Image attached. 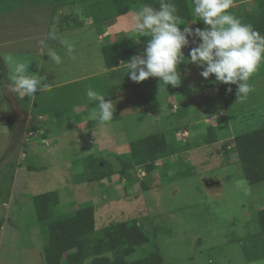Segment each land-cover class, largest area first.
<instances>
[{
    "label": "rangeland",
    "instance_id": "374dc122",
    "mask_svg": "<svg viewBox=\"0 0 264 264\" xmlns=\"http://www.w3.org/2000/svg\"><path fill=\"white\" fill-rule=\"evenodd\" d=\"M72 1L83 12L82 1ZM68 3L69 0H0V264H45L46 223H37L31 198L53 192L60 200L54 208L58 216L53 220L72 216L83 206H94L97 229L90 238L100 237L104 233L102 227L112 223L136 221L150 243L136 248L129 261L159 256L163 264H264V234L256 225V213L264 209V183L251 186L245 180L232 145L236 135L264 127V63L249 80L254 90L246 101H236V85L217 83L213 75L207 81L218 87L217 95L211 93L214 98L218 96L216 100L210 101L211 104L203 100L193 103L189 116L186 113L190 109L186 108L172 113L166 103L168 95H174L173 99L176 95V103L189 96L199 82V67L190 62L181 63L178 87L159 85V78L150 77L134 82L124 92L120 91L118 80L114 85L113 79H104L103 74L95 79L105 64L103 52L87 30L92 27L83 26L82 32L73 29L72 21L80 15L67 16ZM112 8L117 7L112 5ZM239 8L229 12L235 16L237 11L243 12ZM59 10L63 13L59 14ZM101 14L113 16L114 12L107 9ZM94 17L97 21V16ZM237 17L246 21V16ZM53 30L74 49L69 55L59 40L47 41L48 47L62 58L59 65L39 44ZM130 34L133 41L126 46L136 52L150 39ZM189 52H184L185 57ZM9 56L17 62H29L28 75L38 76L42 85L58 88L54 98L43 96L45 105L36 101L33 107L29 97L11 91L26 116L31 113L36 116L46 109L49 118L40 124L53 136H48V143L25 135L24 123L17 134L13 133L17 120L4 92L6 86L13 84ZM69 79L76 80L74 85L57 86ZM75 86L76 97L72 91L69 96L80 109L74 112L65 90ZM187 87L190 92L184 94L185 89L181 88ZM229 87L231 92L227 91ZM89 88L98 93L104 89L101 95L114 102L112 122L100 125L87 121L90 115L84 110L94 103L86 96ZM196 91L193 94L197 99L203 96ZM59 105L62 107L59 113L71 111L66 114L71 115L69 122L64 115L55 116ZM218 118L222 120L214 133L217 143L198 149L192 147L182 153L181 146L201 145L208 134L207 128L217 125ZM10 120L14 122L13 128ZM83 123L84 131L78 132ZM153 133L163 134L171 148L178 149L180 154L165 158L162 161L165 167L161 161L155 162L159 168L151 176L153 185L149 191L143 192L139 185L143 168L132 170V176L139 178V182L128 188L118 175L101 182L82 181L92 175L93 168L88 166L90 158L108 162L112 169L118 168L119 162L128 158L124 156L129 154V146ZM225 144L229 151L226 156L223 155ZM118 156L123 157L118 160ZM14 157L17 165L10 168L9 162ZM248 256H253L252 260Z\"/></svg>",
    "mask_w": 264,
    "mask_h": 264
},
{
    "label": "trees",
    "instance_id": "16d2710c",
    "mask_svg": "<svg viewBox=\"0 0 264 264\" xmlns=\"http://www.w3.org/2000/svg\"><path fill=\"white\" fill-rule=\"evenodd\" d=\"M256 1L254 10L245 12L246 21H241L251 25L254 30L264 35V0ZM171 2L177 8L181 27L188 26L190 23H195L191 27L193 29H203L205 27L204 23L194 14L193 0H171ZM112 5L117 7L115 12ZM133 5H137V7L149 5L154 9H159L160 0H106L104 3L94 5L92 12L95 16H98L99 12L103 13L107 9L109 11L113 10V17L115 18L130 11ZM100 9L101 11H99ZM102 52L106 67L110 70L117 69L120 62H123V60L127 62L131 58V53H129V49L125 44L115 43L109 47H104ZM118 89L120 88L117 87L116 91ZM74 97H76V90ZM33 105H36V101H33ZM91 108H95L94 103H91ZM60 111V109H57L55 113L57 118L63 115L67 117V121L71 118V115L66 116V114H71V111L59 113ZM38 113L46 114V109ZM219 120L222 119L218 118L217 125L207 128L209 129L208 134L201 145L181 146L182 153L193 148L198 149L217 143L218 138L214 133L220 126ZM60 123L62 124V121ZM9 125L13 128L14 122L10 120ZM26 133L30 134V138L34 140L47 139L48 136L53 137L50 132L44 130V126L41 124L28 126ZM232 145L233 152L236 155L235 158L242 167L245 180L251 186L264 183V127L251 129L236 135L232 139ZM227 146L228 144L223 146V155L225 156L229 155ZM129 151L130 155L126 154L124 156L128 158L119 162L118 168L114 169L110 167L108 162L98 160V158H90V165L88 166L93 168L92 175L82 181L85 183L101 182L104 179H110L112 175H118L119 178L124 179V183L128 188L139 182V178L132 176V170L143 168L144 176L139 185L143 192H147L153 185L151 176L156 173V168H159L155 162L164 161L165 158H173L180 154L178 149L171 148L166 137L161 133H153L141 138L137 143L132 144L131 147L129 146ZM24 152L27 151L24 150ZM122 157L118 156L117 159H122ZM16 160L15 158L9 162L10 168L16 167ZM100 163L102 164L100 165ZM163 164L164 162L161 165ZM163 167H165V164ZM29 169L32 168L29 167ZM180 175H183V173H180ZM31 202L37 223H46L47 239L43 248L45 264H163L162 258L159 256L137 261L128 260L136 248L150 243L136 221L112 223L102 227L101 230H104V233L100 237L90 238V235L96 232L97 229L94 206H83L77 209L72 216L53 220L54 217L58 216L54 208L60 204L56 192L34 196L31 198ZM256 225L259 231L264 234V209L256 213ZM156 251L159 252L158 249ZM252 258L253 256H248V260H252Z\"/></svg>",
    "mask_w": 264,
    "mask_h": 264
},
{
    "label": "clouds",
    "instance_id": "9594fccd",
    "mask_svg": "<svg viewBox=\"0 0 264 264\" xmlns=\"http://www.w3.org/2000/svg\"><path fill=\"white\" fill-rule=\"evenodd\" d=\"M193 2L194 14L205 25L203 29H193L189 26L181 29L177 8L171 0H160L159 9L149 5L142 6L134 17L133 30L139 37L150 39L147 40L142 54L134 55L123 63L126 74L136 83L153 77L159 78V85L178 87L181 84L178 66L190 62L203 68L200 75L204 79L214 75L217 83L236 85V101H246L254 90L249 80L264 63V35L228 11L233 0ZM49 40H59L69 55L74 51L73 45L59 37L54 30L48 33L39 44L47 49V56L57 65L62 63V58L55 49L48 47ZM197 40L200 42L197 43ZM190 43L196 46L192 47L188 57H185L182 49ZM8 63L13 66V84L10 87L12 92H17L22 97H30L34 101L36 93L48 87L42 85L38 76L28 75L29 62H17L9 56ZM227 91L231 92L232 89L229 87ZM86 96L95 104L90 113L91 120L100 125L113 121L115 107L112 100L106 99L105 95L91 88L87 90ZM167 105L168 109H173L175 113L174 106L172 108L171 104ZM26 117L33 122V119ZM24 124V134L28 126L36 125L28 122ZM20 128L19 126L17 132ZM36 141L45 144L47 140Z\"/></svg>",
    "mask_w": 264,
    "mask_h": 264
},
{
    "label": "crops",
    "instance_id": "0c3cea01",
    "mask_svg": "<svg viewBox=\"0 0 264 264\" xmlns=\"http://www.w3.org/2000/svg\"><path fill=\"white\" fill-rule=\"evenodd\" d=\"M81 1H82V7H84L83 12H79L78 11V9L80 8V5L78 6L79 7L78 8L76 5H74L72 0H69V3L67 4V6L70 5V7L66 11L67 12V16H78V15H80L78 17V19L81 18L82 19L81 22L79 21V23H78V19H76V21L75 20L72 21L73 22V29H75L76 32H77L78 29L81 32L84 31L85 29H81V28H83V26L88 27V28L92 27V29H87V30L89 32L90 31L92 32L93 37H94L93 42H95L94 44L98 47L99 51H100V49L103 51L104 47H109V46H111V45H113L115 43L125 44V45L127 44L128 45V42L130 43V41H133V40H131L132 35L130 33L136 34V32L133 30L134 17L136 15V13L142 8L141 6H139V7L134 6V7H132V9H130V11H128V12L122 14V15H119L118 17H115V18L113 16H111V15L109 16L108 14H101L100 15L101 17L99 15L97 16V21H96L94 19L95 15L92 12V9H94L93 6L96 5V4H99V3H104V0H80V2ZM90 1H91V3H90ZM255 2H257V1L256 0H233L232 7L228 11H230V10L231 11H233V10L235 11L236 8L240 7L239 9H242L243 12L242 11H237L235 13V16H239V15L240 16H245V12H247V11L249 12V11L254 10V8L256 7L255 6ZM51 10H52V8H51ZM115 11H116V8L114 9V12ZM58 13L59 14L63 13V10H59ZM107 16H109V17H107ZM103 21H104V23H103ZM100 22L102 24H104V25H102L103 26L102 28H100V27L98 28L99 24H101ZM179 27L181 29L184 28V27H181L180 25H179ZM189 27H191V26H189ZM68 28H70V27L68 26ZM10 31L11 30H9L8 32H10ZM143 40H144V37H143ZM143 42L146 43L145 41H143ZM197 42H200V41L197 40ZM101 45L103 47H100ZM192 45L193 44L190 43L187 47L183 48V49H185L184 52L189 51L188 47H190ZM145 47L144 48L141 47V50L136 52V51H133L128 46L129 53H131V57L134 56V55H137V54H142L144 49H145ZM123 63H125L124 60H123V62H120L119 67L117 69H111V70L106 67V64H102L101 71L96 73L95 77H93V78L99 79V78L102 77V74H103L104 79H107V77H108V79L110 80L112 78L114 85H115V80H118L121 83L120 86L124 88V90H123V88H121L120 91L122 90V91L125 92V90L127 88L131 89L134 81H132L129 78V76L126 74L127 70L123 66ZM198 70L201 72V71H203V68L199 67ZM207 80L208 79H204L202 76H200L199 77V82L194 86V88H192L193 91L190 93L189 96H186L183 100H181L180 102L176 103V95H175V99H173L174 95H168L170 97L167 98L166 103L170 102L171 105H172V108L174 106L175 110H178L179 108H182V109L186 108L187 110L190 109V112L188 111V115L186 113V116H189V113H191V108H192L193 103H195L197 101L199 102L201 100H203L204 103H205L206 101L210 102V101L216 100L218 98V96L217 97L215 96V98L211 96L212 95L211 93H213V91H214V94H216V95L218 94V89H217L218 87H215V85H211V84L209 85V81H207ZM74 82H76L75 79H69L68 81H66L64 83H61V84H58L57 86H59V85H62V86H59V87H64L65 85L70 86V85H74ZM55 88L58 89L57 87H55ZM55 88L52 87V86H48L47 88H42V90H40V91H38L36 93V99L34 101H37L40 105H45L47 103V101L44 99V97H50V99H52L51 97H53V94L56 92ZM64 88H66V87H64ZM76 88H77V86L65 90V91H67L66 93H67V96L69 98L70 104L73 106V108H75V109H72V111H74V112H75V110L77 111V109L79 110L80 108H78L79 106H76L77 104L75 102V99H72L71 96H69V94L72 91L73 92V96H74ZM181 89H185V91H184L185 93L184 94H187L188 92H190V87L181 88ZM103 90L104 89H101L100 94H102ZM194 90H197L196 92L199 91L200 94H202L204 97L200 96V98L197 99L194 96V94H193ZM49 92L52 93V94H50V96L48 94H46V93H49ZM58 98L61 99V96H59ZM30 100H31L30 107H33V100L31 98H30ZM55 104H56V102H52V105H55ZM210 104H211V102H210ZM60 105H61V103H60ZM60 105L57 106V107H59V109L61 110L62 107ZM92 110H93V108H90V109L87 108L84 111L88 112V114L90 115ZM116 111H118V110H116ZM172 113H174L173 109H172ZM46 115L47 114H39L38 113L36 116H32V113H31L29 117L31 119H33V122L35 124L40 125V123H39L40 121L48 120ZM184 116H185V113H184ZM87 121L88 122H93L91 119H88ZM84 125H85L84 123L82 124V126L79 125L78 132L84 131V128H85ZM46 140H47L46 143H48L50 139L49 140L46 139ZM123 148H124V150H127L125 145H124Z\"/></svg>",
    "mask_w": 264,
    "mask_h": 264
},
{
    "label": "water",
    "instance_id": "95a60500",
    "mask_svg": "<svg viewBox=\"0 0 264 264\" xmlns=\"http://www.w3.org/2000/svg\"><path fill=\"white\" fill-rule=\"evenodd\" d=\"M4 92L5 95L8 99L9 105H10V109L14 115V118L16 121V125L14 127V134H17V129L19 128V126L22 123H34L30 120H27V117L25 116V114L22 112V110L20 109L19 105L16 103V100L14 99V97L12 96L11 90H10V86H6L4 88Z\"/></svg>",
    "mask_w": 264,
    "mask_h": 264
}]
</instances>
